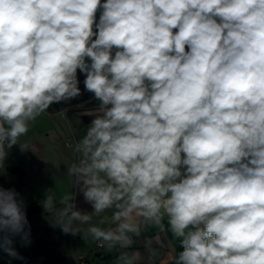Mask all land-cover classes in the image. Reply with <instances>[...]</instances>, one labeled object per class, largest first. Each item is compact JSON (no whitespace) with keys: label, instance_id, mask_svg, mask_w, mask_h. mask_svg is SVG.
Instances as JSON below:
<instances>
[{"label":"clouds","instance_id":"clouds-1","mask_svg":"<svg viewBox=\"0 0 264 264\" xmlns=\"http://www.w3.org/2000/svg\"><path fill=\"white\" fill-rule=\"evenodd\" d=\"M78 72L98 106L73 191L60 209L52 189L42 201L55 225L118 249L115 264H152L146 234L165 219L174 264H264V0H0V166L52 104L82 95ZM26 209L0 187L10 261L25 259L17 237L31 244Z\"/></svg>","mask_w":264,"mask_h":264},{"label":"crops","instance_id":"crops-1","mask_svg":"<svg viewBox=\"0 0 264 264\" xmlns=\"http://www.w3.org/2000/svg\"><path fill=\"white\" fill-rule=\"evenodd\" d=\"M92 98L91 93L82 92L78 98L52 104L47 112L31 123L28 133L19 138V143L21 145L26 144L28 150L21 151L19 145L13 146L4 161V165L0 166V187L14 188L19 192L26 205L31 206V212L36 216L35 219L47 221L55 218L57 220L55 215L46 212L42 206L48 189H52L55 194L56 209L63 207L60 203L61 197L73 191V177L66 174L67 168L76 159L75 139L79 138L81 130L88 126L92 119L83 113L98 106V101L92 102ZM81 104L83 107H77ZM63 108H67V115L65 116L67 120L58 113ZM72 129L76 130L75 138ZM9 166L23 170V175L9 171ZM77 203L81 209L92 211L91 206L83 201L82 195L77 197ZM107 215L111 216V212H108ZM97 219V217H93L92 223H96ZM164 223L166 229L164 232H158L156 228H152L146 234L149 238L159 236L158 242L153 241L154 247L158 248V255L152 264H174L177 257L180 239L168 229L166 219ZM77 226L85 230L88 227L86 224H78ZM57 229L58 232L61 230L60 228ZM64 235H70L71 251L74 257L80 260V264H82L81 260L95 259L98 254L105 258L102 264H115L118 249L109 251L106 248H99L98 243L90 237L83 240L81 235ZM144 239L145 237L142 236L133 245V248L143 252ZM65 251H70L69 246L65 247Z\"/></svg>","mask_w":264,"mask_h":264},{"label":"rangeland","instance_id":"rangeland-1","mask_svg":"<svg viewBox=\"0 0 264 264\" xmlns=\"http://www.w3.org/2000/svg\"><path fill=\"white\" fill-rule=\"evenodd\" d=\"M98 18L99 12L97 13V19ZM78 78L80 80L79 87L81 91L83 93H89L84 90V75L78 72ZM95 101L96 100L92 98V102ZM66 115L65 113V116ZM26 212L31 228V244L27 247L22 246L19 237L16 238L15 243L16 249L25 259H11L10 261V258L6 254L0 252V264H80V260H77L71 251L72 242L70 235H64L62 230L58 232L57 228L60 227L55 225L57 221L55 218L47 221L35 219L36 216L31 212V206L29 204L27 205ZM67 243L68 245H66ZM67 246L70 248L68 252L65 251V247ZM97 246L99 247L98 244ZM97 257L89 260L84 259L81 260V262L82 264L88 262L91 264H102L105 258H103L101 254H98Z\"/></svg>","mask_w":264,"mask_h":264},{"label":"trees","instance_id":"trees-1","mask_svg":"<svg viewBox=\"0 0 264 264\" xmlns=\"http://www.w3.org/2000/svg\"><path fill=\"white\" fill-rule=\"evenodd\" d=\"M8 170L17 173L18 175H23V170H21V169H19V168H15V167H10V166H9V167H8ZM181 250H182V249H181V247H180V245H179V247H178V249H177V255H178L179 251H181Z\"/></svg>","mask_w":264,"mask_h":264},{"label":"built area","instance_id":"built-area-1","mask_svg":"<svg viewBox=\"0 0 264 264\" xmlns=\"http://www.w3.org/2000/svg\"><path fill=\"white\" fill-rule=\"evenodd\" d=\"M63 109H67V108H63Z\"/></svg>","mask_w":264,"mask_h":264}]
</instances>
